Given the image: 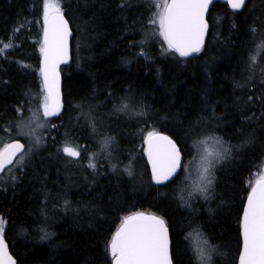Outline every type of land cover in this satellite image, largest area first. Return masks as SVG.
Masks as SVG:
<instances>
[{
    "label": "trees",
    "instance_id": "obj_1",
    "mask_svg": "<svg viewBox=\"0 0 264 264\" xmlns=\"http://www.w3.org/2000/svg\"><path fill=\"white\" fill-rule=\"evenodd\" d=\"M43 3L0 0V145L34 120L42 101ZM59 3L73 33L71 60L61 67L60 114L36 130L44 146L28 159L31 147L17 135L26 162L0 174L3 236L17 264H111V238L135 212L166 221L173 264H194L186 237L196 228L215 247L212 264H236L243 206L264 166V73L255 82L248 66L259 53L264 68L257 48L264 0H248L240 12L215 3L207 42L188 58L167 50L151 22L152 0ZM122 102L127 113L116 111ZM150 131L172 137L184 158L203 136L233 147L214 169L210 199L182 206V173L166 185L151 182L144 156ZM105 137L113 144L102 150ZM66 142L79 147L77 160L63 154ZM11 170L15 179L3 183ZM41 229L53 235L41 240Z\"/></svg>",
    "mask_w": 264,
    "mask_h": 264
},
{
    "label": "snow or ice",
    "instance_id": "obj_2",
    "mask_svg": "<svg viewBox=\"0 0 264 264\" xmlns=\"http://www.w3.org/2000/svg\"><path fill=\"white\" fill-rule=\"evenodd\" d=\"M213 0H163V8L159 13L158 20L151 22L158 24L159 36L167 45L169 52L177 54L181 58H188L193 54L201 52L204 46V37L208 29L205 21V13ZM229 7L239 11L246 3V0H227ZM43 45L41 47L42 63L40 73L43 80V120L39 112L34 113L35 123L31 128L30 135L35 137V143L40 144L42 137L36 132L47 125L43 122L49 117L58 116L62 108L60 102V75L58 66L68 62L69 37L72 35L69 22L64 18L59 0H44L43 3ZM251 31L255 33V28ZM11 45H5V48ZM264 49V45L258 46ZM6 54V53H4ZM143 55V53H141ZM259 53L250 56L249 68L257 63ZM130 105L123 103L116 111L125 112ZM136 115H144L141 109ZM54 126V125H53ZM93 133L97 128L91 126ZM213 141V148L204 147L198 164V179L188 191V197L194 194L200 195L203 199L211 198L215 176V166L224 159L231 156L228 146L215 136L207 137ZM2 142V140H0ZM144 143L147 145L145 154L151 165V181L156 185H164L167 182H174L181 169L187 170L182 163V149L177 143L166 135L158 132H148ZM206 140L197 142V149L205 145ZM113 144V138L105 137L102 141V150H107ZM28 151H31L29 148ZM65 156L77 160L80 155L78 146H70L67 142L62 148ZM18 153L20 154L18 157ZM25 146L19 142L5 143L0 149V174L4 173L8 165L14 160L17 164L24 163ZM72 160L66 161L71 163ZM90 168H96L95 163H89ZM113 171L116 166H112ZM128 174L131 176V165L127 166ZM15 179V176H12ZM187 179V177L185 178ZM183 192L184 189L182 188ZM182 206H189L188 200L182 195L180 197ZM67 204V201L65 202ZM4 224L0 219V264H14L11 256L8 255L7 245L4 242ZM41 240L49 239L53 233L44 231ZM240 235L242 237V249L239 252L238 264H264V176L251 186L247 196V203L244 206L243 215L240 220ZM192 238V251L194 264H212L215 247L210 245L207 237L199 228L193 229L186 239ZM169 228L166 221L157 215L135 212L122 218V222L113 234L108 251L112 264H173L170 256Z\"/></svg>",
    "mask_w": 264,
    "mask_h": 264
},
{
    "label": "rangeland",
    "instance_id": "obj_3",
    "mask_svg": "<svg viewBox=\"0 0 264 264\" xmlns=\"http://www.w3.org/2000/svg\"><path fill=\"white\" fill-rule=\"evenodd\" d=\"M155 4V6L157 5V3L161 4L163 3V0H152ZM157 12H155V15L154 17L152 18V20L156 19L158 20V16H159V13L163 11V8L162 6L161 7H157ZM158 26V24L156 25V27ZM159 29V28H158ZM150 29L146 30V34L149 35L150 34ZM261 45H264V42L262 41H258V45H257V48L258 50H261L262 48L258 47V46H261ZM250 60V59H249ZM250 69V68H249ZM264 68L262 67V63H261V60H260V57L257 56V63L255 65H253L250 69V72L252 73L251 75V79L255 82H261V74L264 73L263 70ZM43 96H44V93H43V89H42V101L39 102L38 104V107L36 108L39 112H40V116L43 117V112H42V104H43ZM36 109H34L32 111V113L30 114L31 117L33 116L34 118V113H37L35 112ZM35 127V123L31 124V125H27V123H22V124H19L17 127H15V129L7 134L8 137L10 136H13V137H10L7 141H4L1 145H0V149H2L4 147V144L5 143H9L10 141L12 140H17L19 138H16V137H19L17 136L18 134H21L20 136L24 139V141L30 145L31 147V151H29V156L27 157V159L30 157V155L37 151V150H40L41 148H43L44 146V143H40V144H36L35 143V137L30 135V130L31 128H34ZM37 130V129H36ZM38 134V133H37ZM39 135V134H38ZM210 136H214V135H210ZM207 137L209 136H203L201 137L200 139H198V141L200 140H206L207 143L205 145H200V150L198 151L196 145H197V142H195V146L193 147V150L192 149H189L187 151V158H185V162H184V165L187 166V170H184L183 169V172H182V177L184 179V182L182 181V185H183V189L184 191H180V193L185 197V199H187L188 201L192 198H195V197H198V198H201L203 199L200 195L198 194H194L192 197H188L187 193L188 191L191 189L193 183L198 179V172H199V169H198V164H199V161H200V156L202 154V149L204 147H208L209 149H212L213 148V141L211 140H207ZM217 137V136H215ZM22 140V139H20ZM23 141V140H22ZM23 141V142H24ZM223 141V140H222ZM24 142V144H25ZM224 142V141H223ZM225 143V142H224ZM226 146L229 147L230 149V152L233 150V147L227 143H225ZM26 145V144H25ZM59 149V148H58ZM26 162V158H25V161L24 163ZM16 163V162H15ZM20 165V164H19ZM14 166V165H13ZM216 167V166H215ZM10 170V169H8ZM7 170V171H8ZM14 175V172L11 170L9 171V173H7L4 177H3V180L2 182L3 183H8L10 181V179L12 178V176ZM262 176H264V166L261 167V171H260V174L259 176H256L257 178H261ZM187 177V179H185ZM258 179V180H259ZM181 188V189H182ZM205 200V199H203ZM189 245H190V248H191V251H192V238L189 239ZM193 253V251H192ZM214 254V253H213Z\"/></svg>",
    "mask_w": 264,
    "mask_h": 264
},
{
    "label": "water",
    "instance_id": "obj_4",
    "mask_svg": "<svg viewBox=\"0 0 264 264\" xmlns=\"http://www.w3.org/2000/svg\"><path fill=\"white\" fill-rule=\"evenodd\" d=\"M247 1L248 0H246V3H245V5L247 4ZM215 3H220V4H226L227 6H228V8H229V10H231L232 12H240V11H242L243 9H244V7H245V5L239 10V11H234L231 7H229V5H228V3H227V0H213V2L209 5V10L204 14L205 15V21H206V23L208 24V29H207V31H206V33H205V37H204V40H205V42H204V46H205V44H206V42H207V39H208V36H209V23H208V15H209V12H210V9H211V7L215 4ZM64 15V14H63ZM64 18L66 19V17L64 16ZM67 20V19H66ZM68 21V20H67ZM69 28H70V25H69ZM70 31H71V28H70ZM71 33H72V31H71ZM72 36H73V33H72V35L69 37V47H68V62L67 63H69L70 62V60H71V41H72ZM42 45H43V37H42ZM204 46H203V48H204ZM202 48V49H203ZM193 55H195V54H193ZM192 55V56H193ZM41 63H42V54H41V57H40V64H39V70H40V68H41ZM66 63V64H67ZM66 64H60L59 66H58V71H59V75H60V102H61V104H62V100H63V95H62V75H61V67L62 66H64V65H66ZM40 77H41V82H42V86H43V80H42V76H41V73H40ZM161 135H166V136H168L169 138H171V139H173L172 137H170L169 135H167V134H165V133H160ZM174 140V139H173ZM175 141V140H174ZM11 142H19V143H21V144H23L24 145V143L22 142V141H20V140H12V141H10L9 143H11ZM176 142V141H175ZM177 143V142H176ZM178 145V144H177ZM25 146V145H24ZM178 147H180L179 145H178ZM146 148H147V145L144 143V156H145V163H146V166H147V169H148V173H149V176H150V179H151V165L149 164V161H148V157H147V155L145 154V150H146ZM19 153H18V157H19ZM14 163H15V160H14ZM14 163L12 164V165H8L7 166V169H9L10 167H12L13 165H14ZM182 163L184 164V156H183V154H182ZM6 169V170H7ZM182 172V169L179 171V173H178V175H177V177L180 175V173ZM176 177V178H177ZM175 178V179H176ZM258 181V180H257ZM256 181V182H257ZM152 182V181H151ZM256 182H255V184H256ZM169 183H171V182H167L166 184H169ZM154 184V183H153ZM166 184H164V185H166ZM255 184L253 185V186H255ZM154 185H156V184H154ZM246 203H247V198H246V200H245V203H244V206L246 205ZM244 206H243V210H244ZM243 210H242V215H243ZM242 215H241V218H242ZM239 233H240V230H239ZM169 240H170V233H169ZM240 241H241V243H240V250L242 249V237H241V235H240ZM4 242H5V244L7 245V249H8V255L9 256H11V258H12V260L14 261V264H17V261H16V259L12 256V254L10 253V250H9V247H8V244H7V241H6V239H5V237H4ZM169 251H170V256H171V241H170V248H169ZM240 252V251H239ZM238 262H239V254H238V258H237V262H236V264H238ZM111 264H112V262H111Z\"/></svg>",
    "mask_w": 264,
    "mask_h": 264
},
{
    "label": "bare ground",
    "instance_id": "obj_5",
    "mask_svg": "<svg viewBox=\"0 0 264 264\" xmlns=\"http://www.w3.org/2000/svg\"><path fill=\"white\" fill-rule=\"evenodd\" d=\"M261 62H263V61H261ZM251 69V68H250ZM263 118V117H262ZM260 121H263V120H260ZM262 125V124H261Z\"/></svg>",
    "mask_w": 264,
    "mask_h": 264
}]
</instances>
